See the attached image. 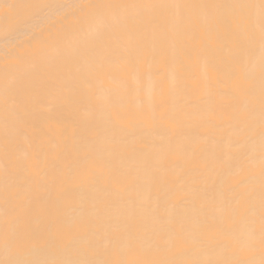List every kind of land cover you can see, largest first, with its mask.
I'll list each match as a JSON object with an SVG mask.
<instances>
[{"label":"bare ground","instance_id":"1","mask_svg":"<svg viewBox=\"0 0 264 264\" xmlns=\"http://www.w3.org/2000/svg\"><path fill=\"white\" fill-rule=\"evenodd\" d=\"M0 264H264V0H0Z\"/></svg>","mask_w":264,"mask_h":264}]
</instances>
